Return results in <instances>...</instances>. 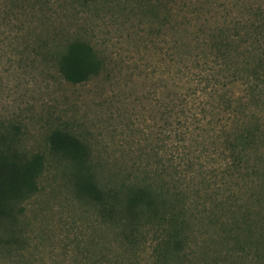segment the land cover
I'll return each mask as SVG.
<instances>
[{"label": "trees", "instance_id": "16d2710c", "mask_svg": "<svg viewBox=\"0 0 264 264\" xmlns=\"http://www.w3.org/2000/svg\"><path fill=\"white\" fill-rule=\"evenodd\" d=\"M118 27L156 40L168 65L159 114L172 155L153 174L145 166L100 181L88 146L53 131L49 149L75 164L78 200L125 252L176 262L217 243L224 258L248 254L253 240L264 243V0H0V43L44 51L73 85L107 68L87 35ZM44 160L0 119V244L25 239L22 205L38 192Z\"/></svg>", "mask_w": 264, "mask_h": 264}, {"label": "rangeland", "instance_id": "374dc122", "mask_svg": "<svg viewBox=\"0 0 264 264\" xmlns=\"http://www.w3.org/2000/svg\"><path fill=\"white\" fill-rule=\"evenodd\" d=\"M104 32L87 38L108 57L106 70L77 85L62 79L44 51L20 53L19 46L0 43V119L12 120L23 148L45 159L38 192L22 205L25 239L0 244V264H264V243L256 240L246 246L248 254L224 258L211 243L215 249L176 262L119 250L97 226L93 208L78 200L75 164L49 149L53 131H67L88 146L100 181L117 172L138 174L145 166L153 174L157 161L172 155L159 114L169 92L159 44L130 39L120 27Z\"/></svg>", "mask_w": 264, "mask_h": 264}]
</instances>
